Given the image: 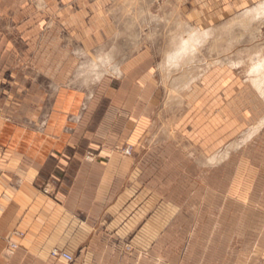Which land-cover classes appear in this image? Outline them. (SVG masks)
<instances>
[{
	"label": "rangeland",
	"instance_id": "obj_1",
	"mask_svg": "<svg viewBox=\"0 0 264 264\" xmlns=\"http://www.w3.org/2000/svg\"><path fill=\"white\" fill-rule=\"evenodd\" d=\"M263 2L112 0L90 15L94 0H0V53L54 62L82 104L133 53L151 64L139 159L179 217L140 264H264V15L248 13Z\"/></svg>",
	"mask_w": 264,
	"mask_h": 264
},
{
	"label": "crops",
	"instance_id": "obj_2",
	"mask_svg": "<svg viewBox=\"0 0 264 264\" xmlns=\"http://www.w3.org/2000/svg\"><path fill=\"white\" fill-rule=\"evenodd\" d=\"M111 1L79 12L102 13ZM10 46L0 53V264L155 263L179 215L175 202L157 196L139 159L155 92L146 55L125 58L115 86L100 85L82 104L55 80L66 70L43 59L30 66ZM244 118L259 116L250 107Z\"/></svg>",
	"mask_w": 264,
	"mask_h": 264
},
{
	"label": "bare ground",
	"instance_id": "obj_3",
	"mask_svg": "<svg viewBox=\"0 0 264 264\" xmlns=\"http://www.w3.org/2000/svg\"><path fill=\"white\" fill-rule=\"evenodd\" d=\"M248 13L250 14V15H252V16H261V15H264V2L262 3V4H259V6H257V7H255V8H253L251 11H248ZM248 14V15H249ZM245 15H246V13H245ZM244 15V16H245ZM247 16V15H246ZM245 16V17H246ZM193 32H195L193 35H195L196 34V31H193ZM192 32V33H193ZM179 50V49H178ZM176 53V52H175ZM174 54V53H173ZM172 54V56H174V55H176V54H174L173 55ZM169 58L171 59V60H173L174 59V57L173 58H171L170 56H169ZM101 60V59H100ZM102 61V60H101ZM89 82V81H88ZM259 82H260V80H257V83H258V85H261V84H259ZM258 85H256L257 87H259ZM262 126V123L257 127V129H259L260 127Z\"/></svg>",
	"mask_w": 264,
	"mask_h": 264
},
{
	"label": "built area",
	"instance_id": "obj_4",
	"mask_svg": "<svg viewBox=\"0 0 264 264\" xmlns=\"http://www.w3.org/2000/svg\"><path fill=\"white\" fill-rule=\"evenodd\" d=\"M126 153H128V152H126ZM12 248H14V246H12ZM52 256L62 258V259H64L67 262H71L72 261V257L67 255V254H64V253H57V252L54 251L52 253Z\"/></svg>",
	"mask_w": 264,
	"mask_h": 264
}]
</instances>
